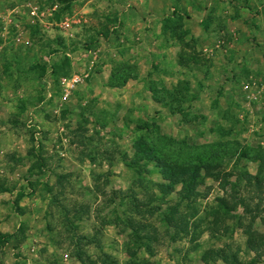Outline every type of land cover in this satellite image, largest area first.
Returning a JSON list of instances; mask_svg holds the SVG:
<instances>
[{"label": "rangeland", "instance_id": "rangeland-1", "mask_svg": "<svg viewBox=\"0 0 264 264\" xmlns=\"http://www.w3.org/2000/svg\"><path fill=\"white\" fill-rule=\"evenodd\" d=\"M139 137L204 162L187 235ZM116 215L150 226L135 264H264V0H0V264H132Z\"/></svg>", "mask_w": 264, "mask_h": 264}, {"label": "trees", "instance_id": "trees-1", "mask_svg": "<svg viewBox=\"0 0 264 264\" xmlns=\"http://www.w3.org/2000/svg\"><path fill=\"white\" fill-rule=\"evenodd\" d=\"M147 128L145 124L144 129ZM134 159L137 160H149L154 162V167L159 172L162 179L170 182L173 185H179L180 191L178 192L179 202L175 205L167 206L166 210L162 212V222L167 227V230H171V239L174 240L176 237L180 235H187L189 232V222L188 216L186 214L181 213V205L182 202H185L186 205L184 208L188 211L193 212L192 216L195 215V210H192L193 207L191 203L195 201L198 196V185L200 179V172L205 171V166L202 161L197 164H184L178 165L177 163H173V161L167 155L163 154L160 149L156 146L155 142L148 141V139H143V137H139L134 143ZM242 177H248L247 173L239 174ZM239 180V178L237 179ZM127 199H130L127 203L128 207L133 209H145L147 208L146 204H142L140 200L136 197L131 198L128 196ZM149 201H152L149 200ZM150 203V202H149ZM243 200H237L230 208L229 205L225 202L222 205V208L226 211V213L230 212L231 209H236L238 205L242 206ZM123 205V201H120V206ZM159 208H155L153 210H146L148 213H152L154 211H158ZM115 221L119 222L126 231H128L129 242L127 244L126 253L130 260H132V264H135L134 261L137 259V253L143 248L144 242H152L153 238L150 237L149 229L150 226L147 224H142L136 222L131 217H119L116 215ZM211 235H214V232H217L218 226L214 221L210 224ZM224 232L226 229H224ZM155 232V231H154ZM193 233V232H192ZM245 237L247 238L246 248L248 251H252L253 249H263L262 240L260 237H253L250 232V225L245 227L243 231ZM263 238V236H262ZM7 240V236H2L0 238V244L4 245ZM81 240L77 239L76 242L79 244ZM146 249H149L150 246L147 244L145 246ZM74 258L79 264H95L90 261V259L86 256L83 249L78 245L76 246V250H74ZM261 258V253H257L250 263H246L239 259L238 252L237 254H233L232 256H228L224 250L221 251H206L201 258L203 264H208V260H221L224 264H256L259 263Z\"/></svg>", "mask_w": 264, "mask_h": 264}]
</instances>
